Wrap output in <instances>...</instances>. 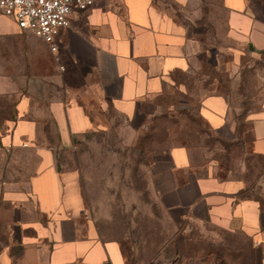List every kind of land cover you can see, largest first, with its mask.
I'll use <instances>...</instances> for the list:
<instances>
[{
	"label": "crops",
	"instance_id": "crops-1",
	"mask_svg": "<svg viewBox=\"0 0 264 264\" xmlns=\"http://www.w3.org/2000/svg\"><path fill=\"white\" fill-rule=\"evenodd\" d=\"M205 6L203 0H95L60 31V54L72 64L66 74L56 71L47 42L0 13V264H161L170 242L154 257L104 236L86 213L79 172L63 166L61 150L97 125L89 104L118 112L130 126L168 104L174 88L193 94L182 104L191 107L200 92L188 78L200 71L210 45L201 26ZM220 7L222 47L264 49V5L220 0ZM51 83L60 85L55 93L45 89ZM197 109L214 134L264 157V111L243 119L251 123L247 145L227 96L205 92ZM194 157L185 144L153 157L149 172L160 205L177 224L187 219L241 233L256 264H264V202L248 195L243 168L228 175L226 167L222 178ZM178 264L218 263L196 257Z\"/></svg>",
	"mask_w": 264,
	"mask_h": 264
},
{
	"label": "rangeland",
	"instance_id": "rangeland-1",
	"mask_svg": "<svg viewBox=\"0 0 264 264\" xmlns=\"http://www.w3.org/2000/svg\"><path fill=\"white\" fill-rule=\"evenodd\" d=\"M118 1L96 0V3L118 5ZM203 1L209 6L200 14L202 33L205 37L210 33V45L200 71L188 78L192 82L190 88L200 92L195 95L194 104L182 106L193 94L174 88L165 98L168 104L145 111L146 120L139 126L128 125L124 116L112 109L101 110L89 104L98 123L81 135L79 141L74 140L61 150L64 152L61 160L63 166L75 167L79 172L86 213L105 237L118 238L127 250L134 253L145 250L154 256L164 242H170L161 256V264L186 263L196 257L218 264H256L258 257L241 233L187 219L175 223L160 205L151 184L150 163L153 157L158 158L159 149L185 144L199 161L197 164L213 167L216 176L223 178L226 167L231 169L228 175H239L241 165L249 186L248 195H258L264 202V157L250 149L243 153L246 145L239 140L230 141L214 134L197 109L205 92L227 96L237 130L242 129V141L247 140L249 145L251 123L243 119L251 112L264 111V49L222 47L225 30L221 25L220 0ZM252 1L264 5V0ZM178 17L189 19L186 14ZM56 43L57 49L50 50L57 62L56 71L66 74L72 64L60 54L59 36ZM56 87L52 83L45 85L53 93ZM221 165L223 168L219 170ZM3 245L4 239L0 237V250Z\"/></svg>",
	"mask_w": 264,
	"mask_h": 264
},
{
	"label": "built area",
	"instance_id": "built-area-1",
	"mask_svg": "<svg viewBox=\"0 0 264 264\" xmlns=\"http://www.w3.org/2000/svg\"><path fill=\"white\" fill-rule=\"evenodd\" d=\"M95 0H0V13L11 16L21 28L28 29L57 49L60 31L70 26L74 13L89 9ZM98 264H113L110 260Z\"/></svg>",
	"mask_w": 264,
	"mask_h": 264
},
{
	"label": "trees",
	"instance_id": "trees-1",
	"mask_svg": "<svg viewBox=\"0 0 264 264\" xmlns=\"http://www.w3.org/2000/svg\"><path fill=\"white\" fill-rule=\"evenodd\" d=\"M260 156H262V155H260Z\"/></svg>",
	"mask_w": 264,
	"mask_h": 264
}]
</instances>
